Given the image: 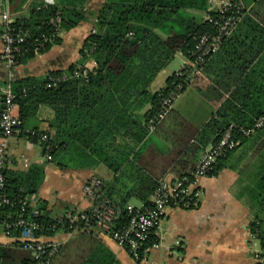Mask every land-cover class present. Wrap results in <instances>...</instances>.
<instances>
[{
  "label": "trees",
  "instance_id": "16d2710c",
  "mask_svg": "<svg viewBox=\"0 0 264 264\" xmlns=\"http://www.w3.org/2000/svg\"><path fill=\"white\" fill-rule=\"evenodd\" d=\"M243 1L246 7L241 21L208 60L203 74L191 83L202 87L205 95L221 104L201 129H190L183 139L177 137L171 149L164 153V161L166 165H173L177 175H190L200 153L209 144L218 143L226 129L232 126V137L237 145L219 156L206 175L217 176L239 147L253 151L257 167L249 194L255 211L248 228L260 240L261 255H264V125L255 127L256 122L264 118V0ZM89 2L56 0L53 5L37 2L28 17L16 18L14 23L27 28L34 38L50 33L49 19L57 11L62 15L65 30L91 15L94 29L85 39L81 54L83 60L94 59L96 66L88 70L87 77L73 75L77 67H85L80 62L71 64L66 70L49 71L44 77L13 80L11 86L22 125L36 114L41 104L55 110V119L50 123L55 133L44 130L51 144L49 161L63 167L71 161L93 166L102 160L112 169L116 175L112 182L102 180V194L120 207L121 217L126 218L131 199L149 205L163 177V174L157 176L146 170L141 157L147 148L144 140L169 114L152 131L148 122L158 112L162 99L176 85L182 83L184 90L191 84L187 82L188 71L184 67L183 75L174 72L159 90L152 92L149 86L177 52L190 59L198 37L212 30L211 23L195 12L211 15L216 12L209 9V0H104L97 11L88 9ZM59 41L58 37L46 43L41 51ZM34 55L29 53L21 57L20 62ZM62 74L70 77L52 85L51 78ZM147 104L150 107L143 110ZM251 129L253 131L247 135L245 131ZM126 138L135 144L131 146ZM118 139L127 143H119ZM41 144L46 156L45 143ZM4 174L6 192L11 197L37 194L44 179V169L38 165L28 170L5 167ZM37 207L41 215L36 219L44 222L47 235L60 229L74 231L68 225L53 229L55 218L43 212L46 206L42 203ZM19 209L18 204L0 207V220L8 215L15 216ZM94 232L82 230V233ZM157 240L156 234H152L149 245ZM68 248L61 247L51 264H63L61 258ZM0 261L1 264H33L31 253L16 245L0 244ZM70 263L116 264V261L109 251L92 249L73 257Z\"/></svg>",
  "mask_w": 264,
  "mask_h": 264
},
{
  "label": "crops",
  "instance_id": "0c3cea01",
  "mask_svg": "<svg viewBox=\"0 0 264 264\" xmlns=\"http://www.w3.org/2000/svg\"><path fill=\"white\" fill-rule=\"evenodd\" d=\"M3 1L6 0H0V2ZM103 1L90 0L88 9L97 11ZM36 3V0H15L9 3V7L15 18L28 17L32 6ZM243 3L246 7L244 1ZM195 13L197 16L206 18L207 13L205 12L196 11ZM91 29H94L92 16L82 20L69 30L63 29L59 36V42L31 58L24 59L13 68L6 67L0 59V88L16 79L44 77L49 71L66 70L71 64H79L80 62H83L88 70H93L96 66L95 60L90 57L83 60L81 54L84 41ZM1 46L0 40V50ZM188 61L187 58L181 69L188 66ZM167 66L154 78L149 86L150 91L155 92L164 87L167 78L171 75ZM161 75L165 83L159 88L152 89L151 86ZM200 88L202 87L189 85L176 98L172 111L161 123L163 125L172 115L175 117L170 125L169 134L166 136L171 143H162V139L152 138L155 130L144 140L147 148L141 157V164L151 174L157 176L163 174V177L179 176L173 165H166L164 153L171 149L170 145L172 143L174 145L177 137L182 138L184 134L189 133L190 129H201L221 104L217 99L205 95ZM191 97L195 99L198 105L207 104L208 111L199 123L181 119L183 112L180 108ZM149 107L150 105L147 104L143 110ZM55 116L56 112L51 106L39 105L36 114L26 120L17 133L8 138L10 161L7 164V168L14 170H28L32 165L43 167L44 179L38 189L37 197L39 205L42 203L43 206H46L43 212L49 213L53 218L68 211L80 212L91 207L92 202L83 190L85 182L91 176H98L103 181L112 182L116 175L102 160L93 166L77 165L74 161L63 167H60L55 161H49L53 163V166L44 163L42 144L27 137L25 131L27 129L51 130V134H54L55 128H51L50 123L55 119ZM157 130L158 128H156ZM126 139L128 142L129 138ZM130 141L128 143L133 146L135 143ZM117 142L127 143L119 139ZM204 151L200 153L198 162ZM250 151L244 147H239L232 154L228 165L217 176L198 177L195 186L199 190V198L195 206L191 208H167L159 227L155 230L158 238L156 245L150 247L141 261H137L124 247L103 231L96 230L90 234L75 230L72 232L59 230L48 236L59 240L62 243L61 247H69L65 257L61 258L63 264H71L73 257L86 254L92 249L99 252L101 250L109 251L116 264H260L256 255L262 252L261 243L259 249H253L254 240L259 242L260 240L248 228L255 211L249 192L257 167L256 157L253 155L249 157ZM21 156L28 158V165H24ZM153 156L155 157L154 160H152ZM105 168L110 171L107 176ZM62 174L63 178L68 181V185L57 187L60 188L64 203L56 200L58 197L54 198V194H50V188L54 186L56 189V179ZM132 199L130 204L142 205V202L135 203ZM13 243L14 240L6 236L0 226V244L12 246Z\"/></svg>",
  "mask_w": 264,
  "mask_h": 264
},
{
  "label": "built area",
  "instance_id": "2783aa9c",
  "mask_svg": "<svg viewBox=\"0 0 264 264\" xmlns=\"http://www.w3.org/2000/svg\"><path fill=\"white\" fill-rule=\"evenodd\" d=\"M44 5H53L56 0H36ZM209 9L215 10L216 14H206V20L212 25V30L201 34L195 44L191 58L186 66L187 82L191 84L195 77L203 74V69L208 60L221 47L224 39L228 37L244 15L243 0H209ZM9 2H1L0 8V59L8 68L19 65L20 58L33 52L41 53L46 43L55 41L62 31V15L57 11L49 19L51 26L50 33H42L40 36L31 38L27 28L17 27ZM183 69V68H182ZM181 69V70H182ZM179 70L177 75H183ZM76 77L86 78L88 69L80 65L73 72ZM70 75L52 77L51 84L66 80ZM183 91L182 83L176 85L167 96L161 101V106L156 115L148 122L149 130L152 131L156 125L164 119L172 109L176 98ZM2 100L0 101V207L20 206L15 216L8 215L0 220V226L4 234L14 240L13 245L28 250L33 258V264H51L59 252L62 243L46 234L47 227L44 222L36 219L41 215L38 210L39 200L37 194L26 197H11L6 192V176L4 168L10 161L8 153V138L13 136L22 127V121L17 111L16 95L12 90L11 82L0 88ZM264 118H260L255 127H262ZM253 130H247L248 135ZM25 135L35 138L40 143H45L46 157L51 158L49 151V135L38 129H27ZM237 142L232 137V126L223 133L220 141L211 144L203 153L195 169L190 175L167 176L159 180L158 187L150 197L149 205L143 204L127 206L126 218L121 217V208L112 203L102 194V180L98 176H91L84 184L85 195L92 202L91 207L84 211H68L65 214L54 217L56 223L51 226L53 229L59 225H68L75 231H103L112 237L120 246L134 257L137 261L143 260L151 246V235L159 227L168 207L191 208L195 206L199 198V190L196 188V179L205 176L211 169L212 164L227 149H233ZM24 165L29 160L21 156ZM193 178V179H192ZM29 207H32L28 212ZM61 230V229H60ZM260 264H264V255H256Z\"/></svg>",
  "mask_w": 264,
  "mask_h": 264
},
{
  "label": "rangeland",
  "instance_id": "374dc122",
  "mask_svg": "<svg viewBox=\"0 0 264 264\" xmlns=\"http://www.w3.org/2000/svg\"><path fill=\"white\" fill-rule=\"evenodd\" d=\"M89 17H91V15H89L88 18ZM186 59L187 58L183 53L179 52L178 54H176L174 59H172L167 66V69L170 71V74H172L174 71H176V72L179 71L181 69V67L183 66V63ZM162 77L163 76L161 75L159 78L156 79L155 84L151 86L152 89H154L155 87L159 88V86H162L165 83V81H163ZM188 86L189 85H187L184 90H186L188 88ZM206 105L207 104H203V103L201 105H198L196 103L195 99H193L192 97L189 98L185 102L184 106L182 108H180L181 111L183 112V113H181V119L182 120L186 119V120H190V121L192 120L195 123H199L203 119V116L208 111ZM173 118H174V116L172 115L171 117L168 118V120H166V122L163 125L159 126L158 130L152 134V138H160V139H162L161 140L162 143H168V144L171 143V142H169V138H167L166 136L169 134V131L171 129L170 125L172 124V122L174 120ZM250 152H251V154L249 157H251L252 155L255 156L253 151H250ZM44 163H47V165H49V166H53V163L49 162V159H47L46 156H44ZM109 172L110 171L108 169H106V171H105L106 176ZM64 177H67V176L64 175ZM56 181H57L56 189L54 186L51 187L50 188V194H54V198L58 197V198H56V200L62 201L64 203L60 188H58L57 186L68 185V181L65 178H63V174L61 177H58L56 179ZM132 200L135 203H140L136 198H133ZM58 233H60V232H58ZM253 245H254L253 249H259L260 248V242L256 239L254 240ZM0 264H1V261H0Z\"/></svg>",
  "mask_w": 264,
  "mask_h": 264
}]
</instances>
